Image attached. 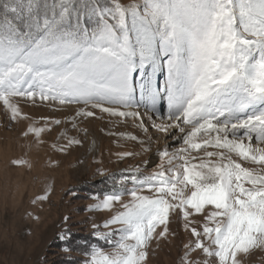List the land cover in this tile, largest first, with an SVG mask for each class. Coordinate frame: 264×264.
I'll return each mask as SVG.
<instances>
[{"label":"snow or ice","instance_id":"6c2138e0","mask_svg":"<svg viewBox=\"0 0 264 264\" xmlns=\"http://www.w3.org/2000/svg\"><path fill=\"white\" fill-rule=\"evenodd\" d=\"M37 99L75 106L63 121L74 130L98 111L173 141L150 174L110 175L91 197L88 211L111 213L92 225L110 250L91 245L83 264H147L173 216L191 237L180 264L264 252V0H0V108L10 124L29 121L22 136L41 145L62 121L36 126L21 102Z\"/></svg>","mask_w":264,"mask_h":264},{"label":"rangeland","instance_id":"374dc122","mask_svg":"<svg viewBox=\"0 0 264 264\" xmlns=\"http://www.w3.org/2000/svg\"><path fill=\"white\" fill-rule=\"evenodd\" d=\"M156 79L162 83L164 74ZM21 109L34 120L49 117L62 123L43 133L44 143L37 145L31 136H22L29 121L10 124L0 108V264H83L84 252H65L63 249L73 247V242L59 245V234L67 230L74 242L92 235V225H102L111 215L88 211L95 203L91 197L109 190L111 181L106 178L129 175L128 170L137 166L143 175L150 174L159 163L158 151L173 141L152 129L145 134L131 121L123 123L98 111L95 117L77 118L74 130L71 123L63 121L74 115L75 106H53L37 99L35 104L21 102ZM61 133L65 135L61 137ZM121 133L136 135L144 144L123 139ZM67 139L82 143L67 152L53 149L54 144L61 145ZM124 152L134 155L120 159L117 154ZM14 160L24 163L14 165ZM100 171L105 175H99ZM45 194L47 200L37 199ZM65 217H69L67 222ZM169 227L166 238L151 242L147 264H180L183 245L191 237L184 231L183 221L175 216ZM104 250H110L109 246ZM239 258L243 264H264V252L258 250Z\"/></svg>","mask_w":264,"mask_h":264},{"label":"trees","instance_id":"16d2710c","mask_svg":"<svg viewBox=\"0 0 264 264\" xmlns=\"http://www.w3.org/2000/svg\"><path fill=\"white\" fill-rule=\"evenodd\" d=\"M59 245H61V242H64L63 244L68 245V242H73V247H69L71 249V251H77V252H81L83 253L85 249H89L90 250V246L91 245H100L103 248H107L108 246L104 244L103 241H99L97 242V240L95 239V237L93 235H89L87 238L84 237V239H77V241L74 242V240L70 239V235H68V239L65 241H61L60 239L56 240ZM65 247V245H63ZM56 248V247H55ZM57 249V248H56Z\"/></svg>","mask_w":264,"mask_h":264}]
</instances>
